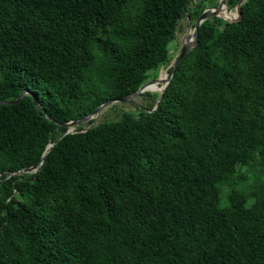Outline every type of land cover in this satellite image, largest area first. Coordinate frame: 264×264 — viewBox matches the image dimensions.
I'll use <instances>...</instances> for the list:
<instances>
[{"label": "trees", "instance_id": "obj_1", "mask_svg": "<svg viewBox=\"0 0 264 264\" xmlns=\"http://www.w3.org/2000/svg\"><path fill=\"white\" fill-rule=\"evenodd\" d=\"M218 4L0 0V264H264V0H225L173 73Z\"/></svg>", "mask_w": 264, "mask_h": 264}, {"label": "water", "instance_id": "obj_2", "mask_svg": "<svg viewBox=\"0 0 264 264\" xmlns=\"http://www.w3.org/2000/svg\"><path fill=\"white\" fill-rule=\"evenodd\" d=\"M223 9H225L226 11H229L225 7V0H219V4L217 6L212 7V8H208V9H205L203 11V13L199 16V18L195 22V25H194V27L192 29V32L190 33L189 38L184 42V44L182 45V48H181L180 52L178 53L177 57L173 60V73H174V71L176 69L177 64L182 60V58L192 48H194V46L198 42V29H199V26L202 24L203 21H205L206 19L210 18L213 15H217V16H220V17H222L224 19L231 20L230 18H228V17L223 16V15L220 14V12ZM236 17H237V14H236ZM169 66L170 65L167 66L166 73H165L164 77H162L161 79H158V80H150V81L146 82L145 84H143L140 88H138L137 90H135L134 92H132L131 94H127V95H124V96H120V97L115 98V99H110V100L102 103L94 111H92L91 113L83 116L82 118L77 119V120H71V121L67 122L66 125L69 126V129L63 134V136L66 135V134H68V133L74 132L73 126L78 125L79 123H81L83 121H89V120H91V119L94 118V121L91 124V125H93L94 122H95V120H96V118L98 117L99 113L106 106H108V105H110L112 103L130 100L132 97L136 96L137 94L143 93L145 91H155L158 88L161 89L160 91L164 90L168 86V84L170 83L171 77H172V75L171 76H168V73H167V70H168ZM152 83L156 84V86L150 87V84H152ZM160 83H163V86L162 87H158L159 86L158 84H160ZM26 93H28V91L27 90H24L22 92V94L15 101H13V102H18ZM161 99L162 98H160L157 101V104L160 103ZM35 100H36V102H38L36 98H35ZM0 102H2V103H9V101H4V100H0ZM45 116L48 117V118H50L48 115H45ZM54 144H56V142L48 144L47 145V148L52 147Z\"/></svg>", "mask_w": 264, "mask_h": 264}, {"label": "rangeland", "instance_id": "obj_3", "mask_svg": "<svg viewBox=\"0 0 264 264\" xmlns=\"http://www.w3.org/2000/svg\"><path fill=\"white\" fill-rule=\"evenodd\" d=\"M224 11L229 13V11H226L225 9H224ZM231 13H233V12H230L229 14H231ZM194 24H195V20H191L188 16H185L182 19V21L180 23V28L178 29V32L176 34V38L170 44L172 53L178 54L180 52L182 45L189 38L190 33L192 32ZM161 84L159 85L160 87L163 86ZM160 90L161 89H157L155 91H160ZM148 101H149V98H147L146 96H142L140 93V94H137L136 96L132 97L130 100L112 103V104L106 106L99 113L94 124H98L99 122H101L107 118H116L124 110H129V109L134 110L135 105L145 104ZM87 123H88V121H83L80 124H87Z\"/></svg>", "mask_w": 264, "mask_h": 264}, {"label": "bare ground", "instance_id": "obj_4", "mask_svg": "<svg viewBox=\"0 0 264 264\" xmlns=\"http://www.w3.org/2000/svg\"><path fill=\"white\" fill-rule=\"evenodd\" d=\"M230 13V12H229ZM228 12H225L224 10H222L221 12H220V14L221 15H223V16H226V17H228V18H230V19H234L235 17H236V13H231V14H229ZM154 86H156V85H151L150 84V87H154ZM158 87H160V86H158ZM158 89H160V88H158Z\"/></svg>", "mask_w": 264, "mask_h": 264}, {"label": "flooded vegetation", "instance_id": "obj_5", "mask_svg": "<svg viewBox=\"0 0 264 264\" xmlns=\"http://www.w3.org/2000/svg\"><path fill=\"white\" fill-rule=\"evenodd\" d=\"M224 10V9H223Z\"/></svg>", "mask_w": 264, "mask_h": 264}]
</instances>
